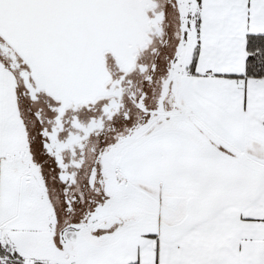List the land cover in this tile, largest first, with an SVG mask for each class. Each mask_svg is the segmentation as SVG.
<instances>
[{
    "label": "snow or ice",
    "instance_id": "1",
    "mask_svg": "<svg viewBox=\"0 0 264 264\" xmlns=\"http://www.w3.org/2000/svg\"><path fill=\"white\" fill-rule=\"evenodd\" d=\"M0 264H264V0H0Z\"/></svg>",
    "mask_w": 264,
    "mask_h": 264
}]
</instances>
